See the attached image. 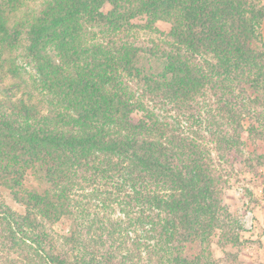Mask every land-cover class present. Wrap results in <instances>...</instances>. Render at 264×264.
Wrapping results in <instances>:
<instances>
[{
    "label": "trees",
    "instance_id": "1",
    "mask_svg": "<svg viewBox=\"0 0 264 264\" xmlns=\"http://www.w3.org/2000/svg\"><path fill=\"white\" fill-rule=\"evenodd\" d=\"M263 21L264 0H0V190L23 206L0 199V264H217L212 242L237 246L212 151L264 117Z\"/></svg>",
    "mask_w": 264,
    "mask_h": 264
},
{
    "label": "rangeland",
    "instance_id": "2",
    "mask_svg": "<svg viewBox=\"0 0 264 264\" xmlns=\"http://www.w3.org/2000/svg\"><path fill=\"white\" fill-rule=\"evenodd\" d=\"M109 9L108 4L102 8L103 11ZM156 26L163 32L169 29V24L164 21H158ZM262 34L264 41V21ZM22 51L20 49L16 52L20 65H24L21 58ZM10 83L11 80L7 77L0 81V85L7 87ZM203 101L205 99L201 102ZM212 114L213 112H210V115ZM137 116H139L138 112L134 114V117ZM241 124L244 131L241 133V139L235 151L223 155L212 151L214 161L219 163L217 169L224 181L223 203L236 217L240 236L238 245L235 247L228 245L222 249L212 242V255L217 260V264H264V163L250 165L246 161L248 157L254 158L256 154L264 155V141L246 130L251 126L256 129L263 128L264 117L258 119L255 115L246 114L241 119ZM202 135L205 137L208 149L212 148L209 135L206 132H202ZM31 183L34 182L31 181ZM0 199L13 210L23 212V206L16 203L6 191L0 190ZM51 227L56 233H62L66 230L67 223L59 221Z\"/></svg>",
    "mask_w": 264,
    "mask_h": 264
}]
</instances>
